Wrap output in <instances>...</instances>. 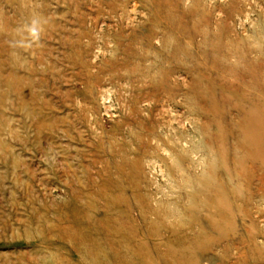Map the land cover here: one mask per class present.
<instances>
[{"label":"rangeland","instance_id":"obj_1","mask_svg":"<svg viewBox=\"0 0 264 264\" xmlns=\"http://www.w3.org/2000/svg\"><path fill=\"white\" fill-rule=\"evenodd\" d=\"M253 120L264 0H0V264H264Z\"/></svg>","mask_w":264,"mask_h":264},{"label":"bare ground","instance_id":"obj_2","mask_svg":"<svg viewBox=\"0 0 264 264\" xmlns=\"http://www.w3.org/2000/svg\"><path fill=\"white\" fill-rule=\"evenodd\" d=\"M255 119V118H254ZM256 120L251 122V131L249 130L250 135V143L253 145L254 149L259 152L264 148V128L262 127H254V123Z\"/></svg>","mask_w":264,"mask_h":264}]
</instances>
